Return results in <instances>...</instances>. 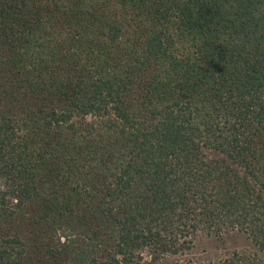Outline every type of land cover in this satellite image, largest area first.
<instances>
[{
	"label": "trees",
	"instance_id": "16d2710c",
	"mask_svg": "<svg viewBox=\"0 0 264 264\" xmlns=\"http://www.w3.org/2000/svg\"><path fill=\"white\" fill-rule=\"evenodd\" d=\"M0 264H264V0H0Z\"/></svg>",
	"mask_w": 264,
	"mask_h": 264
},
{
	"label": "rangeland",
	"instance_id": "374dc122",
	"mask_svg": "<svg viewBox=\"0 0 264 264\" xmlns=\"http://www.w3.org/2000/svg\"><path fill=\"white\" fill-rule=\"evenodd\" d=\"M233 244L234 246L239 247L244 244V241L242 239L233 240ZM218 249H220L219 245L214 240L207 237H200L196 241L193 254L195 257L205 258L206 256H214L215 254L220 253Z\"/></svg>",
	"mask_w": 264,
	"mask_h": 264
}]
</instances>
